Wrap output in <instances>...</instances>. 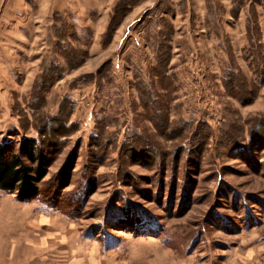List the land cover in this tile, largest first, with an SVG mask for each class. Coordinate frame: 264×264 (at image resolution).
Masks as SVG:
<instances>
[{
    "label": "rangeland",
    "instance_id": "374dc122",
    "mask_svg": "<svg viewBox=\"0 0 264 264\" xmlns=\"http://www.w3.org/2000/svg\"><path fill=\"white\" fill-rule=\"evenodd\" d=\"M124 1L2 9L0 141L54 147L0 191V264H264V0Z\"/></svg>",
    "mask_w": 264,
    "mask_h": 264
},
{
    "label": "trees",
    "instance_id": "16d2710c",
    "mask_svg": "<svg viewBox=\"0 0 264 264\" xmlns=\"http://www.w3.org/2000/svg\"><path fill=\"white\" fill-rule=\"evenodd\" d=\"M128 0L120 2L116 7L118 12ZM250 27H247L249 32ZM256 68L258 63H251ZM37 137H22L15 150L13 141H0V191L14 194L16 200L22 203L30 202L40 197L38 184L45 178L50 161L45 153L53 150L54 145L46 140L45 133L37 130ZM8 136H13L8 134ZM45 137V138H44ZM43 146V147H42ZM55 154V153H54ZM51 156V155H50Z\"/></svg>",
    "mask_w": 264,
    "mask_h": 264
},
{
    "label": "crops",
    "instance_id": "0c3cea01",
    "mask_svg": "<svg viewBox=\"0 0 264 264\" xmlns=\"http://www.w3.org/2000/svg\"><path fill=\"white\" fill-rule=\"evenodd\" d=\"M11 1V0H10ZM15 3H17V2H15ZM7 6H12V5H9V3H7V0H0V23H2V22H5L6 20L4 19V16H3V12H4V10L6 9V7ZM14 6H17V7H19V5H14ZM2 9H4V10H2ZM17 16V15H16ZM17 21V20H16ZM19 23H21L20 21H18ZM8 37V36H7ZM0 103H4L2 100H0ZM9 101H8V98H7V109L5 108V107H2V108H0L2 111H5L4 112V116H7V127L9 128L10 127V125L12 126V124H13V122L11 121V112H10V107H9ZM0 106H1V104H0ZM0 110V111H1ZM0 117H2V115H1V113H0ZM7 128V129H8ZM6 129V128H5ZM5 129H4V131H5ZM2 131V130H1ZM1 131H0V133H1ZM49 230H52V232H45V231H48V230H42L41 231V233H43V234H45V235H53V236H57V239L59 238V239H62V241H60L61 242V245L62 246H64L65 248H63V251H64V253L65 252H68L69 251V248H67V246H72V247H76L75 249H74V251L77 253L78 252V254L79 255H81L82 253H84V250H83V248L86 246V247H91V244H87V243H84L83 241H79V244H74L75 243V239L73 238V237H70V238H68L69 237V235H71L72 236V233H74L75 232V229H74V227H58V230H54V229H52V228H48ZM49 233V234H48ZM60 236H59V235ZM54 238V237H53ZM38 249H41V248H38ZM86 252H88V251H86ZM12 257H14V256H12ZM9 259L11 258V257H8ZM49 259V260H51L50 258H49V256H45V257H38L37 259L39 260V262H36V261H34V258H33V261L34 262H36V263H42L41 261H44L45 259ZM90 259H91V256L89 255V259L87 258V257H79V256H70V257H67V256H65V258L64 257H62L61 256V258L60 259H58V261H57V263L59 264V263H61L62 261L64 262L65 261V264H91L90 263ZM31 261V260H30ZM32 262V261H31ZM95 264V263H94Z\"/></svg>",
    "mask_w": 264,
    "mask_h": 264
}]
</instances>
